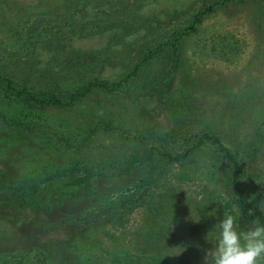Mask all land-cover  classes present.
Listing matches in <instances>:
<instances>
[{
  "label": "rangeland",
  "instance_id": "obj_1",
  "mask_svg": "<svg viewBox=\"0 0 264 264\" xmlns=\"http://www.w3.org/2000/svg\"><path fill=\"white\" fill-rule=\"evenodd\" d=\"M57 39L64 48L52 55L47 42ZM1 76L66 103L88 91L65 108L6 99L0 264H203L205 237L224 214L250 222L231 165L212 146L145 189L149 169L136 167L98 179V196L70 188L36 197L59 174L111 175L150 146L174 154L204 133L239 160L249 201L264 212V0H0ZM23 191L40 205L19 206Z\"/></svg>",
  "mask_w": 264,
  "mask_h": 264
},
{
  "label": "trees",
  "instance_id": "obj_2",
  "mask_svg": "<svg viewBox=\"0 0 264 264\" xmlns=\"http://www.w3.org/2000/svg\"><path fill=\"white\" fill-rule=\"evenodd\" d=\"M100 2L96 1L94 2V5H98ZM224 5L225 3H221ZM214 7L210 8L208 11H213ZM202 12L198 15H195L193 18V23L190 25V27L184 32V34L187 33H196L197 32V25L202 24L203 17L208 12ZM37 30L32 28L30 30L31 33H36ZM47 49L49 52H51L52 55H54L53 49H63L64 45L60 43V40L57 39V42H52L51 40L47 42ZM152 56L150 53L149 56L146 57V61L149 60ZM54 61H57L56 59ZM139 69V64L135 67V70ZM134 70V74L136 73ZM2 84H5V88L2 87ZM99 86V85H96ZM0 88H4L6 95H4L3 99H0V118L4 120L5 125L9 123V119H7L3 113L4 109H7L8 102H6V99L8 100L12 93L15 94L16 97H19L22 99V103L25 105L27 109L37 106V104L41 106H51V107H59V108H65L68 106H71L75 103L76 99L79 96H83L87 93L88 88H84V90L81 91H75L71 94V100L70 102L66 103L63 102L56 94L49 92L48 94H45L44 92H37V91H30L27 87H24L19 82L15 81L14 79H11L10 77H0ZM2 91V89H0ZM46 96V98L42 97ZM38 115V114H36ZM19 125V124H18ZM107 129L110 130H116L115 127L106 125ZM153 135V134H152ZM151 138V136L141 137V142L143 144L146 140ZM193 138L196 139L194 143H192ZM137 139V138H135ZM183 143L186 144V149L182 152H176L172 154L168 150L160 151V149L156 146H150L146 150L142 152H137L129 157V159L126 161L124 166L118 167L116 170L113 171L111 175L105 174V172L102 171V169H98L96 171H84L81 176H72L70 175H64L59 174L55 176L54 178H51L54 180V184L51 188L48 189V191H43V193L38 194L36 198L43 197L44 195L51 193L53 189L56 191H60V195L63 196L66 194L65 189H75V188H81L82 193L85 196H98L100 195L99 192H96V181L98 179H110L113 177H124L130 175V173L136 168V167H147L149 169L148 175L142 179L140 182L139 189H145V186L150 187L153 183L156 181L157 175L163 173L167 166L178 163L180 161H184L188 159L189 156L194 154L195 152L202 150L207 145L212 146L213 149L221 155V157L227 161L231 165V188L235 192L237 199L236 203L239 206L242 214L249 220L252 221L253 219L259 217L261 221H264V212L257 206L254 205L252 202L249 201V197L247 194V190L245 189L243 182H242V173H243V166L237 160L235 155L232 153V151L226 147L221 139V137L217 134H209L204 133L198 136H194L192 138H184ZM163 166V167H162ZM162 167V168H160ZM160 168V170H159ZM159 170V172H158ZM146 187V188H147ZM68 194V193H67ZM28 191H23V193L20 195V205H26L28 207H33L35 205H40L39 202H37V199L32 196H28ZM105 195L102 194V197ZM36 199V200H34ZM11 206L14 208V205L11 204ZM176 260L172 259L170 262L174 263ZM179 262V260H178ZM182 263V262H179Z\"/></svg>",
  "mask_w": 264,
  "mask_h": 264
},
{
  "label": "clouds",
  "instance_id": "obj_3",
  "mask_svg": "<svg viewBox=\"0 0 264 264\" xmlns=\"http://www.w3.org/2000/svg\"><path fill=\"white\" fill-rule=\"evenodd\" d=\"M238 216V210L224 214L208 232L205 239L212 247L204 250L203 264H264V221L257 217L241 228Z\"/></svg>",
  "mask_w": 264,
  "mask_h": 264
}]
</instances>
